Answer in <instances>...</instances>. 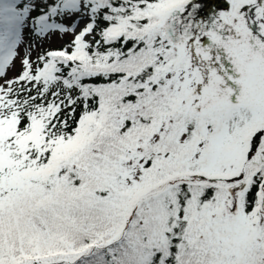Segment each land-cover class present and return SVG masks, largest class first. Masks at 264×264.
Segmentation results:
<instances>
[{
  "label": "snow or ice",
  "instance_id": "obj_1",
  "mask_svg": "<svg viewBox=\"0 0 264 264\" xmlns=\"http://www.w3.org/2000/svg\"><path fill=\"white\" fill-rule=\"evenodd\" d=\"M0 264H264V0H0Z\"/></svg>",
  "mask_w": 264,
  "mask_h": 264
},
{
  "label": "trees",
  "instance_id": "obj_2",
  "mask_svg": "<svg viewBox=\"0 0 264 264\" xmlns=\"http://www.w3.org/2000/svg\"><path fill=\"white\" fill-rule=\"evenodd\" d=\"M34 15H35V13H34ZM54 34H51L47 39L39 40L36 37H34L31 34L30 31H26V33H25V43H24L23 48H22L23 49V52L28 47L29 43L32 44V49H33L32 50V55H33V58H35V56L37 55V53H39L43 49L59 48L60 45H59L58 42L60 41V37H57V41H55L54 39H52L54 36H56ZM69 37H70V35H69ZM51 39L54 40L57 44L56 45H53L52 42H51ZM40 41H41V43L43 45H40L39 44ZM44 43H46V44L44 45Z\"/></svg>",
  "mask_w": 264,
  "mask_h": 264
},
{
  "label": "rangeland",
  "instance_id": "obj_3",
  "mask_svg": "<svg viewBox=\"0 0 264 264\" xmlns=\"http://www.w3.org/2000/svg\"><path fill=\"white\" fill-rule=\"evenodd\" d=\"M75 19H77V18H69L68 20H65L64 22L70 24V23L75 22ZM80 26H81V27L83 26V22H81V25H80ZM54 35H56V36H54L52 39H54L55 41H57V37H60V41L58 42L60 46H62L63 44L67 43V42L70 41V39H71V36L69 37V35H64V34L59 33V32H56ZM52 39H51L52 44H53V45H56L57 43H56L54 40H52ZM45 41H46V40H45ZM46 43H47V42H46ZM46 43H44V45H45ZM39 44H40V45H43V44L41 43V41L39 42ZM22 48H23V47H22ZM22 48H21V55H23V49H22ZM17 66H19V62H17ZM14 74H15V71L9 73V75H14Z\"/></svg>",
  "mask_w": 264,
  "mask_h": 264
}]
</instances>
